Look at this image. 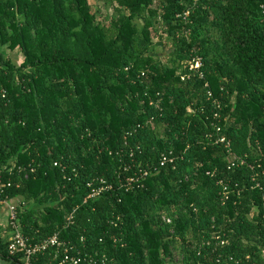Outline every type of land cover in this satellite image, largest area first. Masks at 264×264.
<instances>
[{
    "label": "trees",
    "instance_id": "16d2710c",
    "mask_svg": "<svg viewBox=\"0 0 264 264\" xmlns=\"http://www.w3.org/2000/svg\"><path fill=\"white\" fill-rule=\"evenodd\" d=\"M103 1L109 24L89 0H0V172L29 174L0 198L25 199L37 241L117 264H264V0ZM0 257L22 264L3 239Z\"/></svg>",
    "mask_w": 264,
    "mask_h": 264
},
{
    "label": "built area",
    "instance_id": "2783aa9c",
    "mask_svg": "<svg viewBox=\"0 0 264 264\" xmlns=\"http://www.w3.org/2000/svg\"><path fill=\"white\" fill-rule=\"evenodd\" d=\"M188 14L189 13H187L186 16ZM202 65L203 58L201 56H195L189 67V71H196L200 69ZM187 75H183V80L187 79ZM201 77L203 76L201 75ZM209 94L212 95L211 92H209ZM6 96V90L0 87V99H6ZM221 141H224V139ZM169 160L171 159L166 155L163 158V163ZM54 164L57 166L59 162L57 161ZM15 171H18L21 176L24 174V179L29 178L26 169L20 167L19 170H17L16 162L12 159L11 164L0 172V196L6 194L7 187L12 186L11 181L5 182L4 175L6 172L13 174ZM32 171L34 172V169ZM140 172L141 174L132 173L126 179L127 182L122 184V188L129 192L135 190L138 186H143L142 179L150 175V171L148 168H141ZM102 183L105 184L104 181H102ZM89 187H91L92 191L89 193L88 198L91 199L99 198L106 190L112 189L111 186L106 188L105 185L102 187H95L94 183H89ZM26 205L27 202L22 197L14 199L13 201L0 198V207L7 206L6 217L0 219V239L8 243L10 255H21L20 260L22 264H117V262L106 253H102V251L97 248L93 249L89 247L86 243L85 236L80 239V243H77L71 239H63L61 237V232L58 231L53 235L37 241L24 230L21 215L27 211ZM76 211V208L72 211H68L67 220L69 223H72L74 220ZM165 219L168 222L172 221L171 218L166 216Z\"/></svg>",
    "mask_w": 264,
    "mask_h": 264
},
{
    "label": "rangeland",
    "instance_id": "374dc122",
    "mask_svg": "<svg viewBox=\"0 0 264 264\" xmlns=\"http://www.w3.org/2000/svg\"><path fill=\"white\" fill-rule=\"evenodd\" d=\"M89 2L93 12L97 13L99 22H102L104 24H109L113 16L118 14V11L116 9L118 5L107 8L103 0H89ZM141 23L143 24V22ZM159 26L161 25L159 24ZM155 42H156L155 59H157L160 62L166 63L169 60L168 51H169V47L171 46V43L168 41V38L165 39L164 41L163 40L161 41L160 39H156ZM9 54L12 57V59L16 61L17 64H21L22 61L24 60L22 53H19L18 51H14V52L9 51ZM163 127L164 126L161 127L159 126V131L162 134L165 132ZM176 257L177 258L175 259V263H179L178 256Z\"/></svg>",
    "mask_w": 264,
    "mask_h": 264
},
{
    "label": "crops",
    "instance_id": "0c3cea01",
    "mask_svg": "<svg viewBox=\"0 0 264 264\" xmlns=\"http://www.w3.org/2000/svg\"><path fill=\"white\" fill-rule=\"evenodd\" d=\"M7 215V206L0 207V219H4ZM0 264H11L7 259L0 257Z\"/></svg>",
    "mask_w": 264,
    "mask_h": 264
}]
</instances>
